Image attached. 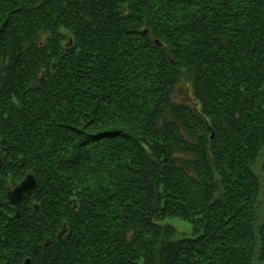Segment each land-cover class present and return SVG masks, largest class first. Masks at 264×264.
I'll return each instance as SVG.
<instances>
[{
    "label": "trees",
    "instance_id": "16d2710c",
    "mask_svg": "<svg viewBox=\"0 0 264 264\" xmlns=\"http://www.w3.org/2000/svg\"><path fill=\"white\" fill-rule=\"evenodd\" d=\"M0 156V264H264V0H0Z\"/></svg>",
    "mask_w": 264,
    "mask_h": 264
},
{
    "label": "water",
    "instance_id": "95a60500",
    "mask_svg": "<svg viewBox=\"0 0 264 264\" xmlns=\"http://www.w3.org/2000/svg\"><path fill=\"white\" fill-rule=\"evenodd\" d=\"M54 68V64L52 65V69ZM0 164H1V156H0ZM37 186L36 178L32 174H27L17 185L13 186L11 189L6 191L7 199L9 204L14 205L16 207L15 215L18 216L20 203L23 202L26 195L29 194L30 191L33 190ZM39 204L34 203L33 205V213L39 215ZM64 232V229L59 232L60 235ZM23 264H31V259L26 258Z\"/></svg>",
    "mask_w": 264,
    "mask_h": 264
},
{
    "label": "rangeland",
    "instance_id": "374dc122",
    "mask_svg": "<svg viewBox=\"0 0 264 264\" xmlns=\"http://www.w3.org/2000/svg\"><path fill=\"white\" fill-rule=\"evenodd\" d=\"M259 158L256 160V164L254 166V170L258 171L259 170V165H260ZM262 203L264 204V201H262ZM171 222L173 223L174 227H176L177 232L175 234V238L176 237H185L186 235H190V224L186 221H182L179 218H175L173 220H171Z\"/></svg>",
    "mask_w": 264,
    "mask_h": 264
}]
</instances>
